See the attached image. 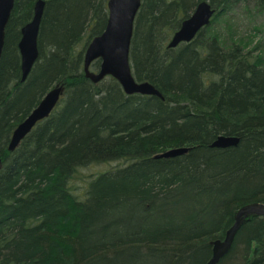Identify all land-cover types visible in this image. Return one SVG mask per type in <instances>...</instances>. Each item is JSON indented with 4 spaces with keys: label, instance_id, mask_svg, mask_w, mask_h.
<instances>
[{
    "label": "trees",
    "instance_id": "obj_1",
    "mask_svg": "<svg viewBox=\"0 0 264 264\" xmlns=\"http://www.w3.org/2000/svg\"><path fill=\"white\" fill-rule=\"evenodd\" d=\"M34 1L16 0L0 59V264H206L239 208L264 203V46L225 48L212 30L246 0H142L132 71L164 99L86 78L84 49L106 27L108 0H46L39 57L22 81L18 44ZM202 1L218 10L211 24L169 48ZM56 85L55 110L9 151ZM221 135L239 143L212 147ZM180 146L191 149L151 158ZM104 163L118 168L84 176ZM218 264H264V216L243 224Z\"/></svg>",
    "mask_w": 264,
    "mask_h": 264
},
{
    "label": "water",
    "instance_id": "obj_2",
    "mask_svg": "<svg viewBox=\"0 0 264 264\" xmlns=\"http://www.w3.org/2000/svg\"><path fill=\"white\" fill-rule=\"evenodd\" d=\"M46 2L39 0L33 10L32 19L21 29V39L18 44L21 56L22 81H25L32 71L38 57V37L44 6ZM142 0H108V20L105 29L87 46L84 57V73L93 83L112 76L121 85L123 91L132 95L135 93L155 95L163 98L162 93L148 81H137L130 62V46L134 33V24ZM16 0H0V59L5 44V30L15 8ZM217 8L209 1L197 4L193 13L183 20L179 29L172 35L168 47L175 48L182 43L195 39L197 34L210 25ZM100 61L98 70L92 69L94 61ZM65 92V85L51 88L33 111L14 129L8 149L15 150L22 140L35 128L39 121L48 118L57 107ZM239 138L221 135L211 144L212 147L226 148L236 146ZM190 148L175 147L169 149L163 156L170 158L187 153ZM1 165V160H0ZM251 215L264 216V203L253 202L241 207L235 215L233 225L226 232L223 240L213 242L212 257L206 264H218L226 255L235 240L240 227Z\"/></svg>",
    "mask_w": 264,
    "mask_h": 264
},
{
    "label": "rangeland",
    "instance_id": "obj_3",
    "mask_svg": "<svg viewBox=\"0 0 264 264\" xmlns=\"http://www.w3.org/2000/svg\"><path fill=\"white\" fill-rule=\"evenodd\" d=\"M212 30L217 32L222 46L225 48H230L232 42L242 44L245 46L243 48L246 51L256 48L258 44L264 46V9L255 0L238 2L229 9L227 14L220 16L213 23ZM261 51L264 50L262 49ZM111 164L112 168L117 165V163ZM109 167L105 165L94 166L84 171L83 174L84 176L90 175L91 173H97Z\"/></svg>",
    "mask_w": 264,
    "mask_h": 264
},
{
    "label": "bare ground",
    "instance_id": "obj_4",
    "mask_svg": "<svg viewBox=\"0 0 264 264\" xmlns=\"http://www.w3.org/2000/svg\"><path fill=\"white\" fill-rule=\"evenodd\" d=\"M38 1H39V0H35V1L33 2L32 10H34V7H35V5H36V3H37ZM44 1L46 2V0H44ZM45 7H46V4H45V6H44L43 16H44V12H45ZM215 14H217V11H216ZM43 16H42V20H43ZM32 17H33V15H32ZM40 27H41V26H40ZM197 35H198V34H197ZM21 36H22V33H21ZM86 48H87V46H86ZM86 48L84 49L85 52H86ZM85 52H84V57H85ZM135 94H140V93H135ZM140 95H145V96H155V95H149V94H140ZM162 95H163V94H162ZM156 97H159V96H156ZM159 98H161V97H159ZM164 98H165V97L163 96L162 99H164ZM32 111H33V110H32ZM32 111H31V112H32ZM31 112H30V113H31ZM21 122H22V121H21ZM21 122H20V123H21ZM39 122H40V121H39ZM39 122H38V123H39ZM38 123H37V124H38ZM37 124H36V125H37ZM16 127H17V126H16ZM16 127H15V128H16ZM12 134H13V133H12ZM225 136H226V135H225ZM227 136H229V135H227ZM11 137H12V135H11ZM236 137H237V136H236ZM238 138H239V137H238ZM10 139H11V138H10ZM181 147H186V148H190V149H191V147H188V146H180V148H181ZM168 150H169V149H166V150H164V151H160V152L154 153V154L151 156V158H153V159H168L166 156H165V157L163 156V154H165ZM9 151H10V150H9ZM13 151H14V150H13ZM13 151H11V152H13ZM189 151H190V150H189ZM189 151H188V152H189ZM188 152H187V153H188ZM185 154H186V153H185ZM179 156H181V155H179ZM176 157H177V156H176ZM170 158H172V157H170ZM1 163H2V160H1ZM102 165L110 166V167L107 168V169H103L104 171L102 170V171H100V172H111V173H114L115 170H117V168H118V167H117L118 164H117L115 167H113V168L111 167V165H112L111 163H104V164H102ZM102 165H101V166H102ZM97 173H99V172H97ZM94 174H96V173H94ZM87 180H88L87 178L83 177V182H82V181H81V182L79 181V182H80V185H81L82 187H84V185H85V183L87 182ZM244 206H245V205H244ZM242 207H243V206H242ZM239 209H240V208H239ZM237 212H238V211H237ZM252 216H258V215H251L250 217H248L247 220H249ZM247 220H246V221H247ZM242 226H243V225H242ZM242 226H241V227H242ZM241 227H240V229H241ZM229 229H230V228H229ZM240 229H239V230H240ZM239 230H238V231H239ZM227 231H228V230H227ZM225 236H226V234H225ZM224 238H225V237H224ZM224 238H223V239H224ZM223 239H218V240H223ZM215 241H216V240H215ZM212 253H213V252H212ZM228 253H229V252H228ZM228 253H227V254H228ZM227 254H226V255H227ZM226 255H224V257H225ZM211 257H212V256H211ZM221 259H222V258H221ZM218 263H219V262H218Z\"/></svg>",
    "mask_w": 264,
    "mask_h": 264
}]
</instances>
